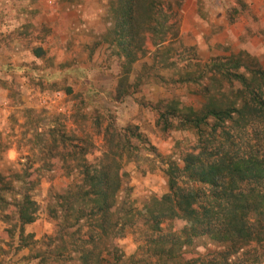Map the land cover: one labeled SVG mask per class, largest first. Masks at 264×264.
<instances>
[{"label": "trees", "instance_id": "trees-1", "mask_svg": "<svg viewBox=\"0 0 264 264\" xmlns=\"http://www.w3.org/2000/svg\"><path fill=\"white\" fill-rule=\"evenodd\" d=\"M230 2L227 19L232 23L248 5L244 0ZM106 17L109 26L99 42L119 58L115 100L140 91L148 80L194 86L202 99L198 108L177 95L161 98L151 108L162 131L191 130L196 143L190 151H181L179 160L166 157L168 191L137 207L125 163L139 162L142 150L156 153L138 125L119 127L108 110L96 161L88 159L91 141L64 125L37 129L30 138L43 163L36 166L28 157L19 169H0V216L11 219L12 208L19 249L35 243L30 240L33 234L25 235V225L38 218L34 191L42 170L59 169L75 178L48 196L54 231L28 264L261 263L264 66L259 57L242 50L202 60L194 46L180 42L179 14L168 0H108ZM50 33L45 23L30 20L20 36L35 57L44 58L42 43ZM147 55L152 62L134 76V65ZM128 233L138 243L129 256L120 243ZM199 239L213 246L202 252L197 249Z\"/></svg>", "mask_w": 264, "mask_h": 264}, {"label": "rangeland", "instance_id": "rangeland-1", "mask_svg": "<svg viewBox=\"0 0 264 264\" xmlns=\"http://www.w3.org/2000/svg\"><path fill=\"white\" fill-rule=\"evenodd\" d=\"M168 1L179 14L180 42L194 46L202 60L242 51L238 41L211 45V39L228 21L230 0ZM107 5L108 0H0V169L4 172L19 169L28 157L36 161V166L41 165L43 159L36 154L30 137L37 129L56 124L89 139L92 146L88 159L96 161L103 148L101 130L107 111L111 110L119 127L138 125L156 148V153L142 150L139 162L125 163L131 199L142 207L148 198L168 191L166 157L179 160L180 152L190 151L196 143L191 130L162 131L156 125L157 114L151 105L177 95L184 104L198 108L202 99L194 86L148 80L140 91L123 101L115 100L119 58L106 43L99 42L109 26ZM242 17L253 18L249 28L257 33L260 21L255 9L247 10ZM30 20L45 23L51 29L42 43L47 51L44 58L35 57L27 48L26 39L20 36L24 24ZM256 56L264 66V53ZM151 62L150 55L139 60L133 75ZM74 178L59 169L42 170L34 191L40 206L38 218L25 225V235L33 234L32 247L18 248V222L12 208L8 209L11 219L0 216V264L30 262L32 253L54 231L55 222L47 211L48 196L61 191ZM120 243L127 256L135 252L138 244L132 233ZM196 243L202 252L213 246L207 239ZM259 264H264V260Z\"/></svg>", "mask_w": 264, "mask_h": 264}, {"label": "crops", "instance_id": "crops-1", "mask_svg": "<svg viewBox=\"0 0 264 264\" xmlns=\"http://www.w3.org/2000/svg\"><path fill=\"white\" fill-rule=\"evenodd\" d=\"M247 3V10L253 8L255 13L259 16L260 29L254 34L249 28L250 23L253 21L252 17L244 19L243 14H240L234 22L227 21L225 27L219 34H216L212 39L211 45L217 42L226 44L227 41H238L241 49L253 55H262L264 53V0H244ZM231 3V2H230ZM229 42V43H230Z\"/></svg>", "mask_w": 264, "mask_h": 264}]
</instances>
